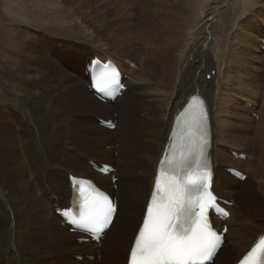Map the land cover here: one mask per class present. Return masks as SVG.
I'll return each mask as SVG.
<instances>
[{"label": "bare ground", "instance_id": "bare-ground-1", "mask_svg": "<svg viewBox=\"0 0 264 264\" xmlns=\"http://www.w3.org/2000/svg\"><path fill=\"white\" fill-rule=\"evenodd\" d=\"M16 1L18 2V0ZM16 1H14V3H11L8 9L11 12H14L17 19L27 21L29 24L34 25L32 27L27 25V27L31 29H35L34 33L39 37V40L40 38L43 40L46 38L47 39L46 44H47V41L56 40L59 38L60 35H62V33H58V30H61V31L64 30V27L69 20L66 16L64 19H59L56 17L55 21H53L50 24H47L48 18L51 15H53V13L49 16L42 14V12L37 13V11L32 9L33 6L30 5L29 3L22 1V0L18 3ZM205 1L206 0H185V5L182 4L180 8V11H182L179 13L180 21H177L174 23L176 27V32L172 30L167 31L166 29L163 28L164 33L162 34L161 37H163L164 35L165 36L163 38L164 44L162 46L157 45L158 40L154 32V34L152 35L153 42L147 43V45L144 44V48L147 46L148 51H145V53L142 52L143 54L141 55H144V56L141 59V63H135L134 69H132L131 71H129L116 56L106 55V53L103 56H98V55H94L90 53L89 54L90 57L88 58V60L82 59V57L77 58V61L74 63L72 69L74 71L73 73L75 77L80 82H82L80 86L81 95H79L76 92V89L74 90V87L77 88V85H78L77 81L74 78L70 77L73 83V85L71 86L70 85L67 86L66 84L63 85L64 82L59 83L54 79V73L51 71L52 69L50 68V61L44 55L41 45L38 42H36V40H34L32 37L35 34H32L27 31H23V30L17 31V34L19 35V39L17 40H19L20 43L22 41L24 44L22 47H20L21 50L20 49L17 50L15 48L16 50L12 51L10 60L9 59L6 60V67L2 73V78H4L5 81H4L3 87L0 88V104H3V106H5L7 103L11 104V107L9 109V114H11L10 116L11 118L15 117L14 121L17 123L16 127L13 129L11 121L6 120L5 118L1 119L0 121V207H3V214L7 210H11L9 209L11 207V196L13 197L12 206L17 204L15 209L12 210L9 217L7 218V222L9 224L6 229V235L4 237V240L0 244V264H37V263H32L29 260V258L31 256L39 257V255H37L34 251L37 250L40 246H42L43 248L48 247L47 245H55L54 248L51 250L52 255L48 254L45 256V254H41V257L49 258L55 255V259L57 257L59 259L60 251L66 248V246L70 243L69 242L70 240H72V245L74 247V250L71 251L68 249L66 253H69V251L71 252V254L72 252L75 253V251L78 252L75 254H79V257L77 256V258L83 259V264H113L109 260L111 256L106 252L105 249H103L104 248L103 246L100 249L99 244L96 242H93V241L80 242V238L83 237V235L70 232L69 226L67 224L60 222V221H63V219L55 213L57 209L68 208L70 206L71 197H72V187H71V183L69 180L70 175L75 176L77 178L91 179L98 185V187H100L101 189H103L104 191L108 193H110L111 189L113 191V187H114V185L112 184L113 183L112 182L113 173L104 175L96 170L93 172L94 173L93 176H87L82 172H79V171L71 172L69 170V169H74V170L83 169L84 165H83V162L82 163L79 162L78 164V158L80 159L79 156L82 157V154L79 153L78 156H76L74 155L75 152L73 151L72 152L73 154L69 156L67 153L68 149L66 146H69L68 143L70 142H76L77 144H74V146L72 145L71 146L76 150L79 149V147H81L80 139L83 136H85L86 132H81L80 137H79L80 133L77 134V133H74L73 131L69 132L70 126L65 125L61 121V119H62V116L65 115V109L68 107H71V105H73V108H70L68 110L69 112L71 111V113L69 114L76 115V116L78 115L77 121H79L81 116L90 114L91 112H95V113L96 112H102V113L111 112V110L115 108L114 105L118 104L119 102L122 103V101H126L124 100V98L126 97L129 90L132 89L135 94L136 93L139 94L140 91L142 90L143 83H140L141 81L140 82L137 81L138 78L137 79L135 78L136 80L133 79L134 77L137 76L136 74L138 70H144L146 74H149V75L152 74L158 77V80H155L156 82L155 85L154 84L150 85V83L152 82H149L150 78L147 77L148 81L146 84L148 88L155 87L156 89L161 91V89H164V88L166 89L167 87H169L173 80L172 86L169 87L171 91H166V92L158 91L154 95V96L160 95V94L166 95L167 93H169L170 101H168L169 103L168 109H170V107L172 108L169 111L163 110L162 112V115H165L163 119V124H162L164 125L163 127L164 129H162L159 134L155 128L149 131V135H148L149 139H155V143L157 141L159 142L158 145L156 146V145H153L152 143L151 146H148L147 148L148 150H143L142 152V156L145 159H147L149 162H151L149 165H147V167L149 168L148 173L151 174V182H150L147 198L145 200L146 201L145 206L143 207L141 217L139 218L138 225L135 228L134 234L130 242L129 249L127 251L125 264H127L129 250L131 248L135 233L145 213L146 204L148 202V199H149L152 187H153L154 179L156 176L158 163L160 161V158L162 157V154L164 152L166 145L170 143L169 135L171 133L173 124H178L175 127L176 135H175L174 141L178 142V144H181L185 149H187L190 143L191 138L189 137V135L186 134L188 130V126L186 125L185 121L188 118V116L192 113V103H189L187 109L183 113H181L180 115L178 114L183 109L185 104L188 102L189 97L195 94H199L201 97H203L206 100V104L210 112L209 122L206 123L207 125L206 128L208 132L206 152H207V157H209V159L212 162L214 173H215V178H214L212 189L213 191H216V192L219 189L221 190V184L222 185L224 184V180L219 179L218 173L220 172L222 175H225L226 173L223 169L220 168V165L217 163V159H216L218 152H217V147H215V144L213 141V137H214L213 124L215 123L214 122L215 119H213V103H214L213 98L219 97L218 98L219 101H224V100H220V95L223 94L225 86H223L222 89L221 87L219 88V86L220 84L224 85L222 82V77H224L223 75L224 66L222 65L223 63L222 61L224 60V57H225L224 56L225 52L223 50L225 48L221 49L220 47L221 44L219 42H223V41L218 42L220 44L218 45L220 49L217 48V46L212 43L214 37L213 38L211 37L212 38L211 39L209 38V36L214 28L218 29L217 20L220 19V17L218 19V14L220 12H216L217 10L215 11V8H223L224 6L221 3L223 0L220 2L222 6H220V3H218V0H209L208 2H205ZM224 1H227V0H224ZM236 2L234 3L233 6L237 5ZM217 4H219L220 7H218ZM186 7H188V10ZM236 7H237V10H242L244 8V6L241 9L238 6ZM205 8H207L208 11L207 10L205 11ZM183 9H185L186 11L184 12ZM228 9L229 8H227V10ZM45 11H48V10L46 9ZM243 11L244 13L248 12V11H245V9H243ZM228 12L229 11H227V13ZM240 12L241 14H243L242 11ZM29 13H30V16H29ZM234 14H237V13H234ZM241 14L240 16H243ZM231 19H229V21ZM231 21L233 23L234 20L232 19ZM235 21L237 22V20ZM182 22H184L183 25H181ZM42 23H45L47 25H44ZM218 23H221V21ZM37 24H39L41 27H36V26H39ZM224 24L226 25V22ZM184 25H187V27H185ZM43 26L50 28L52 30H56V32H51L48 29H45ZM229 26H232V24L228 25V28ZM234 26L237 27L235 24ZM222 27H224V25H222ZM226 30H223V31H226ZM263 31L264 29L261 28L262 38H263ZM223 35L225 36V34ZM47 36L49 38H47ZM218 38H222V37L220 36ZM222 39L224 40V38ZM261 42H260L261 45L259 46V48H261L263 44ZM175 44L177 45L181 44L180 45L181 48L179 52H177V57L175 56L176 55L175 50L172 49V47ZM223 47H226V46H223ZM50 48H52L53 51L56 50L55 47H50ZM254 48L256 47L254 46ZM55 52L60 57L59 52L57 51ZM261 54L262 52L259 51L260 57H261ZM94 57H99L103 60L111 59V60L117 61L120 64L123 72L125 74H128L129 76V78L127 77L125 80L128 88L123 92L122 96H118L114 102H111V101L104 102L100 100L95 95V92L91 88L90 78L86 74V68ZM178 57H179V60H177ZM33 59H37V60H33ZM29 61L31 62L36 61L37 63H39V65L36 67L29 66L28 65ZM55 61L59 64L58 60H55ZM148 64H149V68L146 67ZM258 64H260V62ZM229 67L230 66L227 67L226 65L227 70ZM76 70H79V72L76 73ZM171 70H172V77L168 84V79L170 78L169 73ZM263 70L264 68H262V72ZM58 81H61V80H58ZM32 85H37V86H40L41 88L31 89L30 87ZM234 85L235 84H233L232 86ZM235 88L237 87H234V89ZM58 89L64 90V91L58 92ZM91 93L93 97L97 99L98 103L96 105L90 102V100L87 98L88 96L91 95ZM242 98L243 97H241V99ZM59 100L61 103L59 102ZM102 102L107 103L109 106L104 107ZM253 102L254 101L252 99H248V101H246L245 99L242 100V104L244 105L246 104L247 107L251 110V112L255 111V108H256V105H254L255 102L254 103ZM126 103L125 105L121 106L122 109H126V111L131 110V108H128L129 107L128 103L127 104ZM172 103H173V106H171ZM248 103L250 104L248 105ZM57 105H61L62 108H58ZM150 105L151 104H148L147 106L146 105L143 106L142 110L143 108L149 107ZM234 105L237 106L234 100H228V103L224 104V109L227 111L228 108H232ZM82 106H89L91 110L90 111L88 110V112H85L87 109L85 111H82V110L78 111L79 110L78 108ZM12 108H13V111H12ZM16 108L18 110H16ZM237 108H240V107H237ZM21 109L22 111L20 112ZM148 110L154 111L155 118L158 117V114H156V111H160L159 109L150 108ZM148 110L146 112H150ZM55 111L61 112L62 116L59 113H56ZM21 113L25 114V118L23 120H21L20 118L22 116ZM103 119L106 122H110V121L113 122L107 117ZM119 121H124V120H119ZM146 122L149 123L151 126H153L157 122V120H154V118H151V119H148ZM70 124L73 125L74 127V124L72 123V118H71ZM31 126H33V128L31 129L32 133H30L29 131V128ZM88 126L90 127L91 125H88ZM124 126L126 127V130H124L125 128ZM5 127L9 130L7 131ZM119 127L122 128L121 135L118 136V135L111 134V136L109 137V141H110L109 144H112L114 147H117V146L121 147L123 145V143L121 142H126L125 140H122L121 142L119 140L116 142L117 138H120L123 136L126 138L128 136L127 124L125 122H119V125H117L115 130L119 129ZM131 127L133 129L135 128L133 124H131ZM64 128L66 129L65 135H64L65 131L62 130ZM81 129L82 131H84V128H81ZM102 129L104 128L102 127ZM263 134H264V129L262 130L259 137H263ZM225 135L227 134L223 133L222 136H225ZM66 137H68V139H66L67 142L63 140V138H66ZM58 138L60 140H58ZM104 138L105 136H102V139ZM87 139L89 140V138ZM57 140L60 141V143L56 144ZM221 140H227V139H224L223 137H221ZM64 142L66 143V145L64 144ZM90 142L91 144L97 143L96 140L93 138H91ZM102 143H100L101 146H102ZM119 143H121V145ZM32 145H33L34 150L36 151L37 158L34 155H32L30 151V146ZM56 146L58 147L60 146L61 155L54 157L52 156V153ZM263 146H264V143L261 145L262 149H263ZM173 148L175 149L177 147L173 146ZM21 150H24V153H26L28 156L23 157ZM104 153L108 154L109 156L111 155L105 151ZM66 157L75 158L73 159L74 161H73L72 167L68 168L64 165V163L67 160ZM83 158H82V161H83ZM230 159L234 162H241V163L243 162L240 159H235L232 157H230ZM119 162L121 164L120 165L121 168L126 170L125 166H127V163H129V159L126 158L125 161L121 160ZM99 163H101V165L96 163L99 166V168L102 167V164L110 166V164L106 161H100ZM254 163H256V161L251 162V165ZM133 164L136 165V167H140L141 163H140V160L134 159ZM52 166L56 167L55 168L56 172L54 171L55 169L52 170L53 175H55L56 177L57 176L61 177V175L64 173L63 176L61 177L60 183H57L55 180V177L51 175L50 167ZM113 167L116 168L115 166ZM63 168L67 169L68 171L66 170L65 172H63L62 171ZM86 169L89 171L94 170L92 167L86 168ZM253 169L256 170L257 168H253ZM118 170L119 168L116 170V172H118ZM142 171H144L143 168H142ZM256 175H257V178L259 179V184L257 185V187H259V193L261 197L255 196L254 199L259 201V203H257L256 205L260 204L259 205L260 207H256V205L252 207L253 205L250 206L248 204H246L244 207V206H241L240 200L235 199L234 201L232 199L234 201V204L229 206L230 211H231L230 218L225 222L218 221V224L220 226L226 223L228 225V231L225 236V243L223 247L220 249V251L218 252L216 259L214 260L213 263L216 262L221 252L225 249L227 244L230 243V245L232 246L233 252H234L232 256H235L236 254V257L234 259V257L229 256V258L226 260V264H234V262L241 255H243L247 251V249L254 243L256 238L259 235L264 233V203L262 201L264 200V178L262 177V175L261 177H259L260 173H257ZM227 177L229 178V182L234 187H236L233 190L234 191L233 193L237 195L241 191H243L237 188L238 184L241 183V180L239 178H237L236 176H233L232 174L230 175L227 174ZM33 182L36 183V185H34V188L32 186V190L34 191V193L32 192L31 202L34 204L36 208V212H34L31 208H28L26 204L23 203L24 202V197H23L24 191L30 185H33L32 184ZM247 186L248 184L244 185L243 187H247ZM45 188L50 189L49 190L50 192H48V190H46ZM217 194L224 199H228L225 195H222L218 192ZM239 201H240V204H239ZM54 204L56 205L55 207H54ZM249 208L250 210H252V212L249 211ZM120 213H121V209H120V204L118 202V209H117L116 217L113 223L111 224L110 228L105 232L106 236L110 235L113 229L115 228V225L117 224ZM3 217H7V216L3 215L0 221L2 220ZM49 218L57 222V224L55 225L56 227L54 226V228H56V231L51 232L50 237L52 238H50L48 235L40 233V230H38L39 231L38 234L36 232V230L39 228H44V229L51 228L52 222ZM261 223L263 224L259 225ZM34 226H37L35 227V233H33V231L31 230V228H33ZM1 228L2 226L0 225V231H1ZM52 235H55V236L53 237ZM75 237H76V241H74ZM18 238H19V241H21L23 238L22 246H24V248L28 246V242H29V244H31L30 248L25 251V249L22 246H19L17 243ZM63 238H66L65 245L63 244L62 247H59L56 249V246L61 244V240H64ZM36 241H38V244H35ZM43 241L46 243V245L43 244ZM29 254H30V257H29ZM46 264H49V263L46 262ZM73 264H79V263L76 262V260H74Z\"/></svg>", "mask_w": 264, "mask_h": 264}, {"label": "rangeland", "instance_id": "rangeland-1", "mask_svg": "<svg viewBox=\"0 0 264 264\" xmlns=\"http://www.w3.org/2000/svg\"><path fill=\"white\" fill-rule=\"evenodd\" d=\"M14 1L16 0H0V88L3 87L5 81V79L2 78V73L6 67V60L7 59L10 60L12 51H15L16 49L21 50L20 47H22L24 44L22 41L20 43L19 40H17L19 39V35L17 34V31L23 30L35 34L34 33L35 29H31L27 27V25L31 27L34 25L29 24L27 21L17 19L14 12H11L8 9V7L11 5V3H14ZM20 1L21 0H18V2ZM22 1H25L30 5H32L33 6L32 9L37 11V13L42 12V14L47 16L53 13V15H51L48 18L47 24H50L53 21H55L56 17L59 19H64L66 16L69 19L64 27V30L63 31L58 30V33H62V35H60L59 38L56 40L47 41L48 46L46 44V40H47L46 38L44 40L40 38L39 40V37L36 34L33 35L32 37L34 40H36V42H38L41 45L44 55L50 61V68L52 69L51 71L54 73V79L59 83L64 82L63 85L66 84L67 86L68 85L71 86L73 85L71 78H74L78 83L77 88L74 87V90L76 89V92L79 95H81L80 86L82 82H80L75 77L73 73L74 71L72 69L74 63L77 61V58L82 57V59L88 60V58L90 57L89 56L90 53L98 56H103L106 53V55L116 56L121 61V63L129 71H131L132 69H134L135 63H141V59L144 56L141 54L145 53V51H148L147 46L144 48V44L147 45V43L153 42L152 35L154 34V32L158 40V44H157L158 46H162L164 44L163 38L165 35L161 37L162 34L164 33L163 28L166 29L167 31L172 30L176 32V27L174 23L180 21L179 13L182 12L180 11V8L182 4L185 5V0H22ZM208 1L209 0H206L205 2ZM221 1L222 0H218V3H220ZM235 2L237 3V5L233 6ZM221 3L224 6L223 8H215V11L217 10L216 12H220L218 14V19L219 17L220 19L217 20L218 29L214 28L209 36V38L214 37L216 39L215 40L213 38L212 43L215 44L217 48L219 49L220 47L221 49L225 48L223 49L225 52L224 55L225 57L224 60L222 61L223 62L222 65L224 66V74H223L224 77H222V82L224 85L220 84L219 86V88L221 87V89L223 88V86H225L223 94L220 95V100H224V101H219L218 100L219 97L213 98L214 99L213 119H215L214 121L215 123L213 124V129H214L213 141L215 147H217V152H218L216 159H217V163L220 165V168L223 169L226 173L225 175H222L220 172L218 173L219 179L224 180V184L223 185L221 184V190L219 189L217 190V192L222 195H225L230 200L232 199L234 201L235 199L240 200L241 206L245 207V205L248 204L250 206L253 205L252 207H254L257 203H259V201L255 200L254 197L255 196L261 197L259 193V187H257V185L259 184V179L257 178L256 174L260 173L259 177H261L262 175V177L264 178V174H263L264 146L263 149L261 148V145L264 143V134L263 137H259L262 130L264 129V104H263L264 103V70L262 72V68H264V58H263L264 55L261 54V57L259 55V51H260L259 46L261 45L260 42L263 40L261 36V28L264 29V0H241V1L223 0ZM221 3L220 6H222ZM217 5L218 7H220L219 4ZM236 6L240 7V9L244 6L243 9H245V11L248 12L244 13L243 9L237 10ZM186 8L188 10V7ZM227 8L229 9L227 10ZM46 9L48 11H45ZM206 10L208 11L207 8H205V11ZM183 11L185 12L186 10L183 9ZM227 11L229 12L227 13ZM240 11H242L243 14H241ZM240 14L243 16H240ZM231 18L234 20L233 23L231 21L232 20ZM229 19L231 20L229 21ZM235 20H237V22ZM220 21L221 23H218ZM225 22L226 25L224 24ZM42 24L47 25L45 23ZM183 24L184 22L181 23V25ZM220 24L224 25V27H222V25ZM231 24L232 26H229L228 28V25ZM234 24L237 27H235ZM184 26L187 27V25ZM36 27H41V26L39 25ZM44 28L48 29L51 32H56V30H52L47 27ZM228 29L231 31H229ZM223 34H225V36ZM220 36L224 38V40L222 38H218ZM47 38L49 37L47 36ZM219 41H223V42H219ZM218 42L221 44L220 47H218V45H220ZM180 45L181 44L178 45L175 44L172 47V49L175 50L176 52L175 55L176 57H177V52H179L181 48ZM49 46L55 47L56 49L55 51L59 52L60 57ZM254 46L256 48H254ZM33 60H37V59H33ZM55 60H58L59 64ZM177 60H179V57ZM257 62L258 63L260 62V64H258ZM28 65L36 67L39 65V63H37L36 61H32V62L29 61ZM226 65L227 67L230 66L228 70L226 69ZM146 67L149 68V64ZM239 67L241 70L239 69ZM77 72H79V70H76V73ZM136 75H135L136 77H134L133 79L138 78L137 81L139 82L141 81L140 83H143L142 90L140 91L139 94L138 93L135 94L134 91L131 89L124 98V100H126L129 105L128 108H131V110L126 111V109H122L121 106L125 105L126 103V101H122V103L119 102L118 104L114 105L115 108H113L111 112H107V113L91 112L90 114L81 116V118L79 119V121L81 122L77 121L78 115L76 116L69 114L71 113V111L69 112L68 110L70 108H73V105L65 109L64 116H62L61 112L55 111L56 113H59L62 116L61 121L65 125L70 126L69 132L73 131L74 133L77 134L80 133L79 137L81 136V132H86L87 134V136L85 134V136H83L80 139L81 147H79V149L76 150L72 147L74 146V144H77L76 142H70L68 143L69 146H66L68 149L67 153L69 156L73 154L72 153L73 151L75 152L74 155L76 156H78L79 153L82 154V157L79 156L80 159L78 158V164L79 162L81 163L83 162L84 165L83 169H77V170L69 169L71 172L79 171L87 176H93L94 175L93 172L96 170L91 165V161H95L97 164L100 165H101V163H99L100 161H106L109 164L115 166L117 169L119 168L118 172H115V177L117 178V180L112 183L114 187H113V191L111 189L112 192L110 191V193L114 196H117L118 202L120 204L121 213L119 214L117 224L115 225V228L113 229L111 234L105 236L103 241L99 244L100 249L103 246L104 247L103 249H105L106 252L111 256L109 260L113 264H125L127 251L129 249L132 236L134 234L135 228L138 225V221L139 218L141 217L143 207L145 206V202H146L145 200L147 198V194L151 182V174L148 173L149 168L147 167V165H149L151 162H149L147 159H145L142 156V152L143 150H148L147 149L148 146H151L152 143L153 145L156 146L159 143L158 141L155 143V139H149L148 136L149 131L155 128L159 134L161 130L164 129L163 128L164 125L162 124L165 115H162V112L163 110L169 111L172 108L170 107V109H168V104H169L168 101H170L169 93H167L166 95L160 94L154 96L155 93H157L159 90L156 89L155 87L148 88L146 84L148 81L147 77L150 78L149 82H152L150 83V85L153 84L155 85L156 83L155 80H158V77L152 74L150 75L146 74L144 70H138ZM244 76H246L247 78ZM169 77L170 78L168 79V84L172 77V70L169 73ZM143 79L144 80L146 79L145 80L146 82ZM172 82L170 86H172ZM233 84L235 85L232 86ZM169 87H167L166 89L165 88L161 89V91L159 92L171 91ZM234 87L237 88L234 89ZM30 88L35 89L41 87L37 85H32ZM63 91L64 90L58 89V92H63ZM241 97L243 98L241 99ZM87 98L90 100V102L94 103L95 105L98 103L97 99L93 97L92 93ZM243 99H245L246 101H248V99H252L255 102V103L253 102L254 105H256L255 111L251 112V110L247 107L246 104L245 105L242 104ZM228 100H234L237 106L234 105L232 108H228L226 111L224 109V104L228 103ZM102 104L104 105V107L109 106L107 103L102 102ZM148 104L151 105L149 107L143 108L142 110V107L145 105L147 106ZM171 106H173V103ZM10 107H11L10 103H7L5 106H3V104H0V121L1 119L4 118L6 120L11 121L14 129L17 123L14 121L15 117L13 118L10 117L11 116V114H9ZM57 107L62 108L61 105H57ZM17 108L16 110H18ZM150 108H157L160 110V111H156L158 117L155 118V112L148 110ZM78 109H79L78 111L81 110L85 111L87 109L85 112L91 110L89 106H82ZM147 110L150 112H146ZM21 111L22 109L20 110V112ZM21 114L22 116L21 117L18 116V117H20L21 120H23L25 118V114L23 113ZM105 117L115 119L117 121V125H119V122H125L127 124L128 136L126 138L123 136L117 138L116 140V142L119 140L120 142L122 140L126 141V142H121L123 143L121 147L117 146V144H116L117 147H114L112 144H109L110 143L109 137L111 136V134L120 136L122 133V128L119 127V129L111 131L107 127L101 125L100 119H103ZM71 118L74 127L73 125L70 124ZM151 118L157 120V122L153 126H151L149 123L146 122L148 119ZM119 120H124V121H119ZM131 124H133V126L135 127L134 129L131 127ZM88 125L91 126L89 127ZM102 127L104 129H102ZM32 128L33 126L29 128L30 133H32L31 132ZM81 128H84V131H82ZM5 129L7 131L9 130L6 127ZM62 130L65 131L64 132L65 135L66 129L64 128ZM124 130H126V127L124 128ZM223 133H226L227 135L222 136ZM98 135L100 138L98 137ZM102 136H105V138L102 139ZM221 137L229 141L221 140ZM87 138H89V140ZM91 138L95 139L97 143L91 144L90 142ZM66 139H68V137L63 138L65 142H67ZM58 140L60 139L58 138ZM58 140L56 141V144L60 143V141ZM65 142L64 144L66 145ZM98 142L102 143V146ZM121 143L119 144L121 145ZM30 151L32 155H34L37 158V154L33 148V145L30 146ZM104 151L108 152L111 155L109 156L108 154H105ZM233 151H236L237 153H243L246 155V157L245 158L237 157V155L234 154ZM21 153L23 154V157L28 156L26 153H24V150H21ZM60 155H61L60 146L59 147L56 146L55 149L53 150L52 156L57 157ZM230 157L235 159H240L243 162L242 163L234 162L230 159ZM126 158L129 159V163H127V166H125L126 167L125 170L121 168L120 166L121 164L119 161L121 160L125 161ZM66 159L67 160L64 163V165L68 168L72 167L74 161L73 159L75 158L66 157ZM134 159L140 160L141 163L140 167H142L144 171H142V168L136 167V165H134L135 163L133 164ZM250 161L251 162L256 161V163L251 165ZM91 167L94 169L93 171L92 170L89 171L86 169ZM55 168L56 167L54 166L50 167L51 175L55 177L57 183H60L61 177L63 176L64 173L61 175V177L58 176L56 177L55 175H53V171H52ZM229 168H236V169L239 168V170L243 171L242 173H244V175L247 176L246 179L248 178L247 180L246 179L241 180V183L238 184L237 188L243 191H241L237 195L233 193L234 192L233 190L236 187H234L229 182V178L227 177V174L230 175ZM253 168H257L258 170L257 169L256 170L259 172H257ZM66 170L67 169L63 168L62 171L65 172ZM54 171L56 172V169ZM32 184L33 185H30L24 191L23 203L26 204L28 208H31L34 212H36V208L34 204L31 202L32 192L34 193V191L32 190V186L34 188V185H36V183L33 182ZM246 184H248V186L243 187ZM45 189L48 190V192H50L49 191L50 189L48 188ZM12 201H13V197L11 196V207L9 208L11 210H7L4 214H3V207H0V219L3 215L7 216V217H3L4 219L2 218V220L0 221V225L2 226L0 231V244L4 240V237L6 235V229L9 224L7 222V218L9 217L10 213L12 212L13 209H15L17 205L15 204L12 206ZM262 201L264 203V200ZM259 205L260 204L256 205V207H260ZM55 206L56 205L54 204V207ZM249 211L252 212L250 208ZM50 220L52 222L51 228L50 229L39 228L36 230L37 234L39 232L38 230H40V233H43L50 237L51 232L56 231V228H54V226L57 224V222L53 219ZM262 224L263 223L259 225ZM35 227L37 226L31 228L33 233H35ZM52 236L54 237L55 235ZM63 239L64 240H61V244L59 243L60 245L56 246V249L62 247L63 244L65 245L66 238ZM74 241H76V237L74 238ZM69 242L70 243L66 246V248L60 251L59 259L58 257L55 259V255L49 258L41 257V254H45V256L51 254V250L55 246V245H47L48 247L43 248L42 246H40L37 250L34 251L37 255H39V257L38 256L30 257L31 254L30 253L29 260L32 263H37V264H46V262H48L49 264H63V263L73 264L74 260H76V262H78L79 264H83V259L77 258V256L79 257V254H75L78 252L75 251V253L72 252L71 254V252L69 251V253H66L68 249L71 251L74 250V247L72 245V240H70ZM17 243L19 246H22L23 238L21 241H19L18 238ZM35 244H38V241H36ZM43 244L46 245L44 241ZM30 245L31 244H29L28 242V246H26L25 248L24 246L22 247L26 251L30 248ZM233 254L234 252L232 246L229 243L227 244L225 249L221 252L216 262L213 264H226V260L229 258V256H232ZM232 257H234L235 259L236 254L235 256Z\"/></svg>", "mask_w": 264, "mask_h": 264}, {"label": "snow or ice", "instance_id": "snow-or-ice-1", "mask_svg": "<svg viewBox=\"0 0 264 264\" xmlns=\"http://www.w3.org/2000/svg\"><path fill=\"white\" fill-rule=\"evenodd\" d=\"M203 102L193 98V111L185 123L193 149L185 159L183 153L175 167L165 154L159 175L154 181V192L146 206V217L130 251L129 264H204L211 258L219 242L208 218L210 209L217 208L215 196L209 191V173L201 164L206 139V113ZM165 161L170 165L165 168ZM194 165V167H193ZM187 169V171H185ZM83 195L80 222L90 234L102 233L111 223L115 211L111 201L97 193ZM239 264H264V238L252 248Z\"/></svg>", "mask_w": 264, "mask_h": 264}, {"label": "trees", "instance_id": "trees-1", "mask_svg": "<svg viewBox=\"0 0 264 264\" xmlns=\"http://www.w3.org/2000/svg\"><path fill=\"white\" fill-rule=\"evenodd\" d=\"M141 147V146H140Z\"/></svg>", "mask_w": 264, "mask_h": 264}]
</instances>
